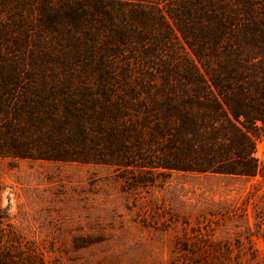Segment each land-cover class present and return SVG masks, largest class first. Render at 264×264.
<instances>
[{
	"label": "trees",
	"instance_id": "obj_1",
	"mask_svg": "<svg viewBox=\"0 0 264 264\" xmlns=\"http://www.w3.org/2000/svg\"><path fill=\"white\" fill-rule=\"evenodd\" d=\"M263 139L264 0H0V159L107 166L141 190L257 176ZM192 233L172 264L230 254Z\"/></svg>",
	"mask_w": 264,
	"mask_h": 264
},
{
	"label": "rangeland",
	"instance_id": "obj_2",
	"mask_svg": "<svg viewBox=\"0 0 264 264\" xmlns=\"http://www.w3.org/2000/svg\"><path fill=\"white\" fill-rule=\"evenodd\" d=\"M255 157L254 177L175 173L141 190L107 166L0 159V249L33 264H172L198 230L229 245L213 264H264V139Z\"/></svg>",
	"mask_w": 264,
	"mask_h": 264
}]
</instances>
